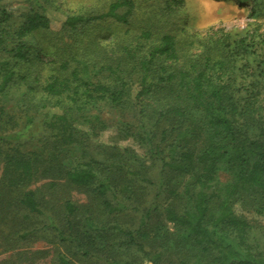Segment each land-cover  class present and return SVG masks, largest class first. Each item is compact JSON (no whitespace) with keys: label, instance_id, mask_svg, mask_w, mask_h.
<instances>
[{"label":"trees","instance_id":"1","mask_svg":"<svg viewBox=\"0 0 264 264\" xmlns=\"http://www.w3.org/2000/svg\"><path fill=\"white\" fill-rule=\"evenodd\" d=\"M23 2L0 0V264H264V36L195 58L134 0L58 30Z\"/></svg>","mask_w":264,"mask_h":264},{"label":"rangeland","instance_id":"2","mask_svg":"<svg viewBox=\"0 0 264 264\" xmlns=\"http://www.w3.org/2000/svg\"><path fill=\"white\" fill-rule=\"evenodd\" d=\"M111 1L115 0H51L48 8L51 27L58 30L65 15L78 13L80 10L90 14L100 12L106 9ZM134 1L136 5H139V17L152 14L160 20L161 26L178 34V40L182 37L190 39V46L185 48L187 56L195 58L203 56V52L208 46H216L217 42L224 37L231 36L240 40L247 34L246 32L258 38L264 36V0H183L179 5H171V0ZM3 4L6 8L11 7L16 16L24 11L23 0H1V5ZM16 18L13 17V22H17ZM201 62L200 60L199 63ZM237 66H240L239 62ZM237 81H242V78L239 77ZM36 134L37 138L43 136L42 127ZM113 136L114 130H106L96 138L95 144H111ZM118 145L133 148L139 154L144 155V151L131 140L121 141ZM228 178V174L224 172H220L218 175L219 182H226ZM73 196L77 202L85 203L87 201V197L83 194H74ZM237 210L240 211L241 207L237 206ZM248 215L251 216V219L258 218L252 214ZM164 224L170 226L168 223ZM32 244L30 249L33 250L51 248V244L45 240L34 241ZM11 253L10 251L1 252L0 260L8 259ZM25 256L26 253L23 250V254L16 259L18 262H25ZM144 264L150 263L145 261Z\"/></svg>","mask_w":264,"mask_h":264}]
</instances>
